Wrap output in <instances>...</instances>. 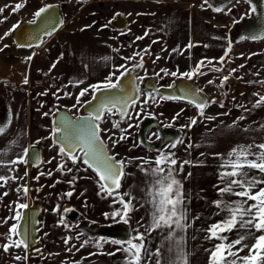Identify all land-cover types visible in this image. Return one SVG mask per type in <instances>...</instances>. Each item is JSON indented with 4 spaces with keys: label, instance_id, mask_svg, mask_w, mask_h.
<instances>
[{
    "label": "rangeland",
    "instance_id": "obj_1",
    "mask_svg": "<svg viewBox=\"0 0 264 264\" xmlns=\"http://www.w3.org/2000/svg\"><path fill=\"white\" fill-rule=\"evenodd\" d=\"M175 1L184 2L185 0H0V8L5 9L3 14H0V20H4V23H0V36H4V33L9 32L18 22L33 19V13L45 4L55 3L61 7L60 15L63 23L50 40H47L50 35L44 36L41 43H45L46 48H41L40 53L37 52L38 57L34 60V64L37 61L40 62L38 64L42 69L41 74L44 75L40 78L50 84L44 92L47 97L44 98L46 102L41 103L43 111H45V104H49L50 115L55 112V108L64 107L77 116L81 113L84 103L77 105L76 108H72V105L76 104L75 97L79 95L80 90L89 85L104 82L106 77L113 72L119 75L117 68L122 64L129 69H135L137 77L153 75L158 84L162 83L163 78L169 83L179 76L180 72L172 55L164 54L162 49L157 48V44L154 43V41H159L161 44L172 46L177 45L181 39L180 15L188 12V5L174 4ZM17 3H24L25 7L13 13L12 8ZM117 14L123 15L126 19V27L122 29L123 31L117 30L112 24ZM137 37H143V39L138 40ZM5 44L8 45L7 48H4ZM39 46L30 47L28 50L16 47L13 43L12 32H10L8 36L0 40V48L4 49L0 51V57L18 59L25 55L33 56L36 47ZM146 48L150 54L144 53L143 50ZM136 53L143 56L142 61L140 56L135 55ZM157 56L160 57L158 60ZM106 57L110 59H105ZM127 57H133V59H124ZM141 62L143 63L142 68L133 67ZM54 63L56 70L52 68ZM50 64L53 69L51 72L46 68ZM161 69H166L169 73L176 72L177 75H165ZM209 79L218 80V82L203 83ZM191 80L197 82L208 101H217L224 91L220 86V78L214 75L201 76L195 80L192 77ZM79 81L83 83H78ZM54 88L57 91L53 94L52 89ZM149 92L152 91H142L140 99L128 110L133 119L125 118L120 123V128H113V122L119 120L118 114L106 113L104 119L98 122L102 129L107 130L102 132L101 136L110 154H114L117 160L125 162L126 175L116 192L120 194L129 192L136 198L134 205L137 210L129 214L130 218L127 223L130 235H135L133 229L138 227V221L146 228L151 220V205L147 203L149 197L146 195L148 181L151 177L140 171L138 166L141 160L138 158H146L154 162L158 151L143 145L137 136L140 119L144 115L158 113L154 105L158 102L160 95H156V101L143 103ZM55 97H58L56 101H54ZM52 98L53 103H50L49 100ZM91 98V94H86L81 97V101H88ZM191 106L192 104L187 102L165 99L163 106L165 116L161 113L158 115L162 124L180 127V139L183 143L174 149H166V151L175 153L178 162L188 160L187 128L182 126L187 124L188 109L194 105ZM194 108L197 109L195 106ZM181 109L184 111L174 122L172 117ZM137 112L140 113L139 117L135 115ZM46 120H49L50 130L53 131L54 127L50 123V118ZM129 124L133 127L129 128ZM124 128L127 129L124 133L127 139L119 140V143L113 147L108 137L114 134L113 138L119 139L120 129ZM53 136L51 143L57 152L55 151L56 154L51 160H46L40 165L20 164L14 177H24V179H13L10 184L7 183V186L4 183L0 187V219L7 218L8 223H15L11 219L14 216V210L22 211L16 209L17 203L32 205L38 202L40 204L36 225V229H39L36 234L37 243L29 247L27 251L23 248H12L10 253L3 254L0 249V264H77V262L79 264H124L125 253L117 251L121 245L113 244L111 242L113 240L106 237L84 235V231L78 227V223L92 226L120 221L119 217L111 216V213L122 207L118 202L119 196L115 193L110 196L106 191H101L100 183L102 182L99 181V177L82 161L78 160L76 164H73L67 156L59 154L60 147L53 142ZM76 154L80 155L79 151ZM60 164H66L67 168L73 171H57V166ZM144 167H155V164L144 165ZM25 171L28 173L26 177ZM221 171L220 165L200 167L196 163H191L184 165L183 171L177 176V179L183 182V191L186 194L185 199L189 209L188 222L191 224V227L181 233L185 241L184 250L189 254L188 264H209L210 251L217 243H220L216 239L207 238L210 235L207 229L224 216V213L216 214L219 210L213 204V201L219 198L216 186L220 184ZM49 172L51 175H48ZM188 173H192L191 177H188ZM38 176L39 179H35ZM73 177L77 179L70 184L69 181H72ZM24 185L29 189L27 196L23 193ZM69 191L73 192L71 197L65 195ZM5 192L7 195H4ZM127 199L128 197H125V200ZM227 199L236 200L238 198L227 197ZM65 208L73 209V211L64 212ZM61 217L64 220L63 224L60 223ZM142 217L144 219L141 221ZM65 225L68 226L65 227ZM140 231H144V228H140ZM166 232V229L158 230L146 236L147 247L154 252L156 247L161 245L162 236ZM237 234L236 232L227 233L230 240L235 239ZM66 237L70 238L67 245L64 243ZM85 241H87L86 244ZM3 242L0 240V243ZM98 243L101 246L98 247ZM82 244L83 247H81ZM167 247V243H164L165 251L161 264H166L170 258H175L174 254L167 252ZM37 249L39 251H36ZM109 253L115 254L109 255ZM247 254V250L240 253L241 256ZM17 255L27 256V259L17 261L14 259ZM148 264L152 262L149 261Z\"/></svg>",
    "mask_w": 264,
    "mask_h": 264
},
{
    "label": "snow or ice",
    "instance_id": "obj_2",
    "mask_svg": "<svg viewBox=\"0 0 264 264\" xmlns=\"http://www.w3.org/2000/svg\"><path fill=\"white\" fill-rule=\"evenodd\" d=\"M237 3L240 0H236ZM251 4V0H247ZM204 5H207L209 8H212L215 12L222 11L219 7H214L209 0H204ZM203 6V5H202ZM25 7L24 3H17L13 6V13L19 11L21 8ZM52 5H45L39 7L34 13V19L30 21L31 23H36L38 18L42 17V14L47 13ZM5 11L4 8H0V14H3ZM230 12L231 9H228ZM257 11L256 7H251V12L255 13ZM119 15V14H117ZM248 15V13H245ZM244 17H241L243 19ZM6 19V18H5ZM237 22V21H234ZM0 23H4V20H0ZM62 24L63 21H60ZM19 26V22L16 25H13L12 29L9 32L4 33V36H0V40L8 36L10 32L14 31ZM90 27V26H88ZM107 27V25H105ZM83 31V29H82ZM47 35H51V32H47ZM123 34V33H121ZM147 35V33H145ZM138 40L143 39V37H137ZM242 39H251L264 40V28L259 32L251 34ZM155 43V41H154ZM231 44V42H229ZM22 47L24 45H17ZM30 46V45H29ZM8 45L5 44L4 48H7ZM189 47H192L189 44ZM3 48H0V51H3ZM118 51V49H114ZM144 53H148V49L143 50ZM230 51V48H229ZM150 54V53H148ZM225 52V56H227ZM35 55V54H33ZM136 56H140L141 61L143 56L140 53H136ZM160 57L157 56L158 60ZM32 56L26 57V60H31ZM105 59H110L106 57ZM127 60H132L133 57L124 58ZM224 58L221 57V60ZM155 63V61H153ZM203 65V61L199 62L196 65V68L192 72L181 73L180 75L191 79L194 75H204L200 71ZM55 63L52 65V68H55ZM134 68H142L143 63H137L133 65ZM244 67V65H240ZM120 69H123L120 71ZM215 71H221V69L216 68ZM51 71V69H50ZM119 75H116L115 72L111 73L106 77L105 81L99 84H92L88 87L82 88L79 92V95L75 97L76 104L72 105V108H76L77 105H82L87 103L91 106V110L87 117L77 116L74 120L67 117H61L59 120V127L53 128V135L58 137L54 140V143L60 145L59 154L67 156L71 159L73 164H76L78 160L82 161L83 164L87 165L88 168H91L96 175L99 177L101 191H106L108 195H113L114 193L119 196V204L122 206L121 209L111 213L113 218L119 217L120 221H123L125 224L129 222V214L136 209L134 205L135 197L129 192H124L122 194L116 192L117 189L121 187V181L125 177L126 173L124 171L125 162L123 160H117L116 156L110 155L107 149L105 142L101 139V133L106 132V129H102L100 124L97 123L104 119L105 114H119V120L113 122V128H120V123L127 119H133V116L129 113L128 109L131 106H134L139 100L140 94L142 91L139 87L135 88L137 95L132 96L125 94L122 96L116 95H97V93H107L117 90L121 87L123 83V78L127 75H130V70L125 65H120L117 68ZM231 71H235L232 69ZM161 72H164L165 75L176 76V72L169 73L166 69H161ZM159 75V73H157ZM228 76H224L221 80L220 86L223 87L224 83L228 80ZM136 79L143 81L144 77H137ZM24 83H28L27 77L24 79ZM78 83H83L79 81ZM209 84L213 81H208ZM251 83V82H250ZM262 86H264V81H258ZM168 87H171L169 85ZM91 89V93H89ZM203 90L200 89L199 92ZM158 92V90L153 89L152 92H149L144 99L143 103L148 104L149 101H156L157 96L153 93ZM44 94V93H42ZM86 94H91L92 99L88 101H81V97H84ZM65 95H69L65 93ZM243 95V93H241ZM253 96L258 97L256 101L252 104V108L264 107V94L259 92H254ZM160 100L165 99H185L189 103H193L197 108L199 113L203 115L204 108L208 105V101L201 99L196 92H185L177 96H159ZM98 101V103L93 106L92 102ZM215 103V101H212ZM223 107V105H221ZM243 107V106H241ZM184 109H181L180 112H177L172 120L175 122L179 119L181 113ZM248 111V109H245ZM47 115V113L45 114ZM136 117L140 116V113L137 112ZM208 119H214L213 117H208ZM243 120L244 117L241 116L238 118ZM197 120L192 118L189 125H184L182 127H191L195 125ZM236 126V122H233V125L229 127ZM129 128L133 127L132 124L128 125ZM166 127H171V125H166ZM252 129L246 128L244 131H250ZM264 130V123L259 126L257 131ZM5 131L3 126H0V134ZM121 136L119 139H114L113 135L108 137L112 141L113 147L119 143V140L127 139V136L124 133L127 132V129H120ZM157 139H160L159 135L156 136ZM15 143V142H13ZM39 143V141H37ZM143 143V142H141ZM182 139H176L174 142L164 146V149L158 150V155L155 158L154 162L146 158H138L141 160V164L138 166L140 171L145 173L146 176H150L151 179L148 181V188L146 190V195L149 197L147 203L151 205L150 212V223L145 228L141 222H137L138 227L133 229L135 235H130L126 240H113V244L121 245L117 251H122L125 253V262L124 264H148L149 261L152 264H161V261L164 256V243H167V252L174 254L175 258H170L166 264H188V253L184 250V236L181 233L185 232L187 228L191 227L189 221V209L188 204L185 199V193L183 191V182L180 179H177V176L180 172L183 171L184 165L191 164V161L184 160L178 162L175 158V153L166 151V149H174L177 145L182 144ZM191 147V145H188ZM33 149L32 157L34 162L39 161L38 155L34 151V145L30 146ZM30 148H24L22 153L18 155L15 159L5 161L0 159V167H9V165H17L28 162L27 158L30 155ZM77 150L80 155H77ZM0 155H7V151L0 152ZM203 155V153H202ZM217 156L221 154L217 153ZM50 163L51 161H47ZM155 164V167L146 168L144 165ZM222 171L219 174L220 184L217 185V192L219 198L213 201V204L219 210L216 214L220 215L224 213V216L221 220L212 224L208 229L210 235L208 239H216L220 241L217 243L214 248L210 251L209 264H264V142L257 143L253 139L252 143L249 144H239L233 147L227 154V157L224 158V162L220 165ZM13 170V169H9ZM67 172L73 171L71 168H67L66 164H60L57 166V171ZM25 177L28 175L25 171ZM43 175V173H41ZM51 175V172L48 173ZM192 173H188V177H191ZM21 179L24 177H12L0 175V181L7 183L9 180ZM35 179H39V176ZM77 177H73V183ZM59 182V181H57ZM3 185L0 184V187ZM54 186V185H53ZM19 191V189H18ZM28 187L23 186V193L25 196L28 194ZM39 191V189H37ZM7 195V192L4 193ZM66 196L71 197L73 195L72 191L65 193ZM125 197H128L125 200ZM227 197H237L236 200H229ZM16 209H27L29 205L27 203H17L15 205ZM143 207V205H140ZM73 209L65 208L64 212H70ZM108 216V214H105ZM15 223H12L8 227V232L0 234V238L3 239V243H0V249L4 253H10L12 248H23L25 251L30 246L31 241V230L25 225L22 227L21 221L25 219L22 211L14 210V216L11 217ZM144 218H141V221ZM198 219V217H197ZM0 223L7 224L8 219L5 218ZM33 223H36L33 221ZM60 223L63 224L64 220L61 217ZM68 225H65L67 227ZM140 228H144V231H140ZM167 230V232L162 236V243L160 246H157L153 252L147 247L146 236H150L153 232ZM37 231L39 229H36ZM236 232L235 239H229L227 233ZM258 233V234H257ZM47 235V233H45ZM16 237V239H13ZM70 238H65L64 243L67 245ZM251 241V242H249ZM85 244L87 241L84 242ZM84 245L82 244L81 247ZM97 246H101L99 243ZM78 250V249H77ZM247 250V255L241 256L240 253ZM36 251H39L37 249ZM115 253H109V255H114ZM15 260L19 261L21 259H27V256L21 257L19 255L14 257ZM79 264V262H77Z\"/></svg>",
    "mask_w": 264,
    "mask_h": 264
},
{
    "label": "crops",
    "instance_id": "obj_3",
    "mask_svg": "<svg viewBox=\"0 0 264 264\" xmlns=\"http://www.w3.org/2000/svg\"><path fill=\"white\" fill-rule=\"evenodd\" d=\"M209 2L214 7L221 8L222 11H213L212 8L204 5V0L175 1L174 4L188 5V12L180 15L181 39L177 45L172 46L161 44L159 41L155 42L157 48L162 49L164 54L172 55V59L177 64L180 73L175 79L186 78L180 74L192 72L196 65L202 61L203 65L200 71L205 74L194 75V80L210 75L219 77L220 80L224 76L229 77L224 83V91L218 100H213L215 103H212L207 99L208 105L204 108L203 115L193 105L191 109H188L186 125L190 124L192 118L197 120L195 125L186 127L187 146L191 145L188 147V160L200 167L221 165L228 152L236 145L252 143L253 139L257 143L264 142V130L257 131L259 126L264 123V107L252 108V104L258 98L253 96V93L264 94V86L257 83L264 81V40L242 39L253 30V27L248 26L254 15L250 9V6L253 7V5L247 0H240L239 3L236 0H209ZM228 9L231 11L229 12ZM241 17L244 18L241 19ZM54 34L48 36L47 40H50ZM44 44L41 43L39 47H36V51L33 53L35 55L32 56L31 61L26 60L28 57L26 55L18 59L7 56L4 59L0 57V126L5 128V131L0 134V152L7 151V155H0V159L5 161L15 159L24 148H28L32 144L39 146V165L46 160H51L52 156L54 157L56 154V149L51 143L53 131L50 130L49 120H46L50 118V123L53 126L52 118L55 112L49 114V104H45V111L41 106V103L46 102L44 98L47 97L44 92L50 84L40 78L44 76L41 74L42 69L38 64L40 62L37 61L34 64L40 49L46 48ZM189 44L192 47H189ZM225 52L228 53L227 56H225ZM221 57L224 59L221 60ZM41 61L43 64V60ZM240 65H244V67H240ZM46 68L53 70L51 64ZM216 68L221 71H215ZM232 69L235 71H231ZM54 70L56 69L54 68ZM25 77L28 79L27 84L24 83ZM210 80L213 83L218 82V80L209 79L203 83H208ZM7 83L13 86V93L5 90L4 86ZM196 85L198 88L200 87L197 82ZM54 91H57L56 88L52 89L53 94ZM57 98L55 97L54 101ZM51 101L53 98L49 100L50 103H53ZM46 113L47 115H45ZM241 116L244 117L243 120L238 119ZM208 117L214 119H208ZM234 121L236 126L229 127L233 125ZM246 128L252 130L244 131ZM217 153L221 155L217 156ZM19 165L0 167V175L14 177ZM10 182L11 180L7 183L10 184ZM7 183H5L6 186ZM0 184L4 185V182L0 181ZM0 221L2 220L0 219ZM10 225L11 223H0V234L7 233ZM0 240L3 239L0 238ZM2 253L5 254L3 251Z\"/></svg>",
    "mask_w": 264,
    "mask_h": 264
},
{
    "label": "water",
    "instance_id": "obj_4",
    "mask_svg": "<svg viewBox=\"0 0 264 264\" xmlns=\"http://www.w3.org/2000/svg\"><path fill=\"white\" fill-rule=\"evenodd\" d=\"M85 1H88V0H85ZM251 3L254 7H256L257 11L254 13L251 21L248 23L249 27H253L252 33H247L249 35L257 33L262 28H264V7H263L264 0H251ZM48 5H52L53 7L50 8L47 13L42 14V17L38 18L36 23H31L30 20L21 21L19 23V26L14 31H12V39L16 47H18L17 46L18 44L24 45L19 48H30V47L38 46L41 44L44 36H48L46 34L47 32H51L52 34L58 30L61 24L59 5L55 3L48 4ZM153 79H154L153 75L150 74L146 78H144V80L142 81V83H140V85H137L135 70L130 69V75H127L123 78V83L121 85V87L123 88V91H121L120 88H118L117 90H113L112 92L97 93V95L122 96L125 94H129V95L135 96L137 95V93L135 92V88L139 87L141 90L156 89L158 90V92H155V93L161 94L163 96H177L185 92H188V93L196 92L197 95L201 99L207 101V97L205 93L203 91L199 92L200 89L197 87L196 83H194L191 80H188L186 78H179L171 84V87H158L155 85ZM180 100L184 102H188L185 99H180ZM97 103L98 101H93L92 105L95 106ZM190 104L194 105L193 103H190ZM90 110H91V106H89L87 103H84L81 107V113L77 116L87 117ZM77 116H74L64 107H58L55 110V113L53 115L52 124L54 127H59V120L61 117H67L69 119L74 120ZM150 126H154L157 129L160 139L156 141H150L145 138V130ZM177 135H178L177 129H174L172 127H168V128L161 127L160 125L156 123V120L152 117H146L142 119L140 123L139 131H138L139 141L143 142L142 143L143 145L147 147H152L154 149H158L164 143L174 142L176 140ZM56 139H58V137L53 136V141ZM32 145H34V151L39 157L38 162H34V159L32 157L33 149L30 148V146ZM32 145L28 147L30 148V155L27 158V160L33 164H38L40 162L39 146L37 144H32ZM39 211H40V204L38 202H35L32 205H29L27 209L22 210V213L25 219L21 221V225L22 227L26 225L31 230V233H32L29 247H33L37 243L36 225H37V216H38ZM33 221H35L36 223H33ZM82 228H83V231L86 232L89 236H102V237H106L112 240L123 241V240H126L130 236L129 226L128 224H125L123 221H115V222L108 223V224H99V225H92V226L83 225Z\"/></svg>",
    "mask_w": 264,
    "mask_h": 264
},
{
    "label": "flooded vegetation",
    "instance_id": "obj_5",
    "mask_svg": "<svg viewBox=\"0 0 264 264\" xmlns=\"http://www.w3.org/2000/svg\"><path fill=\"white\" fill-rule=\"evenodd\" d=\"M48 4H53V3H48ZM48 4H45V5H48ZM45 5H43V6H45ZM60 6H59V13H60ZM61 16V15H60ZM34 19V18H33ZM33 19H31V20H33ZM30 20V21H31ZM25 21V20H24ZM112 24H113V26L117 29V30H119V31H123L122 29H125V27H126V19H125V17L123 16V15H121V14H119V15H117L114 19H113V21H112ZM131 69H133V68H131ZM135 70V69H134ZM150 75V74H149ZM135 76H136V71H135ZM148 75H146V76H144V78H146ZM136 78H137V76H136ZM153 80H154V83H155V85L156 86H158V87H168L169 85H171L174 81H176L177 79H174V80H172L171 82H169V83H167V82H165V78H163V81H162V83L161 84H158V83H156L155 82V77L153 76ZM136 82H137V85H140V83H142V81H138V79H136ZM148 82V81H147ZM144 90H151L152 91V89H143V90H141V91H144ZM155 95H161V94H158V93H154ZM139 99H140V96H139ZM172 100H174V101H176V102H182L181 100H176V99H167V101H172ZM138 101V100H137ZM164 101L165 100H160V99H158V102H155V105H154V107H155V109L157 110V112L158 113H156V115H152V114H148V115H144L141 119H140V121H139V126H138V130H137V136H138V131H139V127H140V123H141V120L142 119H144V118H146V117H152V118H154L155 120H156V123L158 124V125H160L161 127H166V125H168V124H162L161 122H160V117L158 116L160 113L161 114H163L164 113V108H163V106H164ZM152 101H149V103H151ZM130 109V108H129ZM128 109V110H129ZM118 114V113H117ZM119 115V114H118ZM164 116H165V114H163ZM171 127L172 128H174V129H177L178 130V135H177V137H176V139H180V136H181V130H180V128L178 127V126H172L171 125ZM168 128V127H167ZM157 135H159L158 134V131H157V129L154 127V126H150V127H148L146 130H145V138L147 139V140H150V141H156V140H158L157 138H156V136ZM102 137V136H101ZM103 139V138H102ZM167 144H170V143H164V144H162L158 149H155V151H158V150H160V149H162V148H164V146L165 145H167ZM154 149V148H153ZM38 217V216H37ZM83 224H84V226H87L85 223H78V227H79V229L81 230V231H83V228H82V226H83ZM85 234L84 235H88L86 232H84ZM80 234V233H79ZM81 235V234H80ZM109 239V238H108Z\"/></svg>",
    "mask_w": 264,
    "mask_h": 264
},
{
    "label": "built area",
    "instance_id": "obj_6",
    "mask_svg": "<svg viewBox=\"0 0 264 264\" xmlns=\"http://www.w3.org/2000/svg\"><path fill=\"white\" fill-rule=\"evenodd\" d=\"M5 90L8 91L9 93H13L14 89H13V86L9 83H7L5 86H4Z\"/></svg>",
    "mask_w": 264,
    "mask_h": 264
},
{
    "label": "bare ground",
    "instance_id": "obj_7",
    "mask_svg": "<svg viewBox=\"0 0 264 264\" xmlns=\"http://www.w3.org/2000/svg\"><path fill=\"white\" fill-rule=\"evenodd\" d=\"M220 4V3H219ZM84 225V224H83ZM97 225V224H96Z\"/></svg>",
    "mask_w": 264,
    "mask_h": 264
}]
</instances>
